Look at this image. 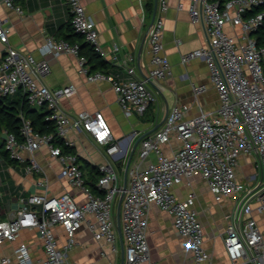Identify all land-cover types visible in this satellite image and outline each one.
I'll return each instance as SVG.
<instances>
[{
	"label": "built area",
	"instance_id": "1",
	"mask_svg": "<svg viewBox=\"0 0 264 264\" xmlns=\"http://www.w3.org/2000/svg\"><path fill=\"white\" fill-rule=\"evenodd\" d=\"M64 1L69 5V20L74 29L110 61L111 54L102 45L95 20L83 1ZM157 3L148 32L151 68L144 76L138 75L136 67L126 59L122 61L128 73L125 77L101 69L91 70L87 57L80 53V44L64 37L47 36L41 51L76 54L79 70L89 80L112 81L127 114L134 111L145 114L157 100L158 91L166 89L163 80L171 72L163 40L170 0ZM5 7L21 15L25 13L23 4L17 0H0V10ZM189 10L192 20L203 24L207 43L183 54L182 60L186 62L197 56L206 60L219 95L218 106L214 111L201 108L199 113L188 115L189 103H174L164 122L141 138L138 159L128 168L130 179L126 187L111 161L99 164L101 174L96 183L99 192L86 183L78 153L64 151L57 140L73 145L70 130L85 128L96 141L108 144L106 150L111 155L121 149L120 141L114 139L102 111H84L72 116L60 106L64 96L76 91L75 84L51 87L44 83L42 78L51 70L49 59L12 44L11 28L0 16V95L21 94L33 106L46 104L51 110L47 117L56 125L54 132H41L22 113L20 134L4 129L0 134V151L4 149L11 158L25 162L27 171L31 172L43 169L36 152L48 146L51 155L62 164L60 175L84 195L83 200L70 191L20 195L19 201L24 205L11 210L7 217L0 216V246L17 240L24 229L37 230L43 253L34 255L30 244L20 241L12 252L0 254V264H84L70 259L68 252L77 245V232L85 220L97 240H104L117 251L116 211L121 196L124 262L109 264H157L151 257L147 237L152 203L172 214L174 226L189 237L191 264H209L204 225L190 206L193 193L182 199L174 191L176 184L195 174L207 179L217 199L236 198L233 210L227 215L224 237L230 263L264 264V229L253 214L258 211L264 215V0H190ZM207 88L205 83L193 84L196 97ZM172 136L181 144L167 154L163 143ZM25 151L29 152L28 157ZM152 153L157 157L155 160L148 159ZM242 153L257 155L260 179L238 178ZM42 183L48 186V178ZM88 214H93L95 220L89 219ZM57 225H62L66 232L64 243L60 242Z\"/></svg>",
	"mask_w": 264,
	"mask_h": 264
},
{
	"label": "crops",
	"instance_id": "2",
	"mask_svg": "<svg viewBox=\"0 0 264 264\" xmlns=\"http://www.w3.org/2000/svg\"><path fill=\"white\" fill-rule=\"evenodd\" d=\"M89 14L95 20L99 30L100 41L111 54L108 73H119L128 76L124 59L137 69L138 75L144 76L151 68V52L148 43V32L153 21L158 0H82ZM25 8L21 15L12 8H2L0 16L11 28L10 41L17 47L31 50L37 57H46L51 70L42 81L51 87L75 84L76 91L64 96L60 106L72 116L81 112L100 110L111 126L113 137L120 141L121 149L113 155L107 152V143H100L85 128L71 129L70 138L74 141L76 152L81 162L88 161L97 165L111 161L116 167L121 181L130 179L127 162L133 152L129 167L138 159L141 140L135 142L142 134L152 133L165 120L170 107L178 103H189L188 115L200 112V109L214 111L219 103V95L210 78V69L203 57L197 56L184 62L182 55L197 47L206 45L207 37L204 26L191 18L190 0H170L165 14L163 40L165 50L171 62V72L163 80L164 92L158 91V98L145 114L134 111L127 114L117 99L113 83L108 78L89 80L79 70L76 54L63 51L57 55L41 51L49 35L56 38L72 32L69 27L70 9L64 0H17ZM71 36L70 34H68ZM75 38L78 37L74 35ZM1 45V43H0ZM118 46L114 49V46ZM115 56V57H114ZM207 84L206 91L195 96L193 84ZM181 141L172 136L163 143L165 153L171 154ZM28 157L30 154L25 151ZM42 170L27 171L25 162L11 158L3 149L0 151V216L7 217L11 210L24 205L19 196L32 192L61 194L70 191L80 200L83 193L60 175L61 162L51 155L48 146L36 152ZM154 153L148 159L155 160ZM148 159L145 163H147ZM89 177V168L85 169ZM238 178L243 181L258 180L262 177L259 158L255 154L242 153L237 168ZM48 178V186L42 181ZM175 193L187 199L193 193L190 206L194 208L202 221L205 230V249L210 255L209 264H231L226 251L224 237L226 234L227 215L233 210L236 198L217 199L208 181L200 174L174 186ZM120 197L117 199V209ZM30 206V204H26ZM117 213V211H116ZM264 229V215L258 211L253 213ZM148 242L151 257L157 264H191L193 252L189 245V237L181 234L174 226L173 216L158 204L152 203L148 214ZM95 220L93 214L87 215ZM61 243L65 242L66 232L62 225L56 226ZM119 231V230H118ZM119 234V232H118ZM78 243L68 252V257L84 264L98 262L109 264L121 262L122 241L117 238L118 250L113 251L104 240H97L85 220L77 232ZM20 241L30 244L34 255L43 253L40 236L37 230L24 229L20 237L7 241L0 246V254L12 252Z\"/></svg>",
	"mask_w": 264,
	"mask_h": 264
},
{
	"label": "trees",
	"instance_id": "3",
	"mask_svg": "<svg viewBox=\"0 0 264 264\" xmlns=\"http://www.w3.org/2000/svg\"><path fill=\"white\" fill-rule=\"evenodd\" d=\"M69 27L72 30L70 33H66L63 37L71 42H78L80 44V53L87 57V63L91 70L101 69L104 72H109V61L102 57V55L95 50L94 46L84 38V35L77 32L71 21H69ZM70 34L71 36H69ZM78 36L75 38V36ZM51 110L46 104L41 106L31 105L26 96L21 94L16 95H0V134H3V130L15 132L20 134V127L22 123L21 114L28 116L32 120V124L35 129L41 132H54L56 125L54 120L48 118L47 115ZM57 143L62 147L64 151H76L75 145L69 144L64 140H57ZM79 156L80 167L85 171L89 168L90 174L86 178V183L91 186L95 191L99 192L97 186V180L101 174L97 165H90L88 161L81 162V156ZM86 174V173H85Z\"/></svg>",
	"mask_w": 264,
	"mask_h": 264
},
{
	"label": "water",
	"instance_id": "4",
	"mask_svg": "<svg viewBox=\"0 0 264 264\" xmlns=\"http://www.w3.org/2000/svg\"><path fill=\"white\" fill-rule=\"evenodd\" d=\"M148 133V132H147ZM145 133V134H147ZM145 134H142L140 137H138V139L136 140L135 142V147L136 145L138 144V142L140 141V139L145 135ZM133 152L131 153L130 155V158L127 162V165H126V168L128 169L129 168V164H130V160H131V156H132ZM127 171H126V177H125V181H124V187H126L127 185ZM121 201H122V196L120 197V200H119V203H118V209H117V213H116V216H117V221H118V230H119V234L121 236V241H122V259H121V263L124 262V247H123V236H122V230H121Z\"/></svg>",
	"mask_w": 264,
	"mask_h": 264
},
{
	"label": "rangeland",
	"instance_id": "5",
	"mask_svg": "<svg viewBox=\"0 0 264 264\" xmlns=\"http://www.w3.org/2000/svg\"><path fill=\"white\" fill-rule=\"evenodd\" d=\"M16 96H18V94H16ZM0 204H2V203H0Z\"/></svg>",
	"mask_w": 264,
	"mask_h": 264
}]
</instances>
